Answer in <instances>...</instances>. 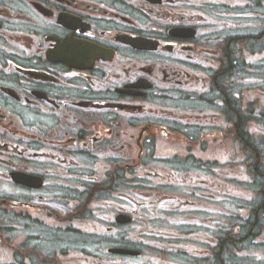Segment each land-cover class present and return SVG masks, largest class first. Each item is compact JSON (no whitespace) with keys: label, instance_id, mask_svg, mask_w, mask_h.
<instances>
[{"label":"flooded vegetation","instance_id":"obj_1","mask_svg":"<svg viewBox=\"0 0 264 264\" xmlns=\"http://www.w3.org/2000/svg\"><path fill=\"white\" fill-rule=\"evenodd\" d=\"M261 54L264 0H0V264L152 257L108 233L159 202L208 229L196 264H264ZM161 144L197 148L198 172L157 165Z\"/></svg>","mask_w":264,"mask_h":264},{"label":"rangeland","instance_id":"obj_2","mask_svg":"<svg viewBox=\"0 0 264 264\" xmlns=\"http://www.w3.org/2000/svg\"><path fill=\"white\" fill-rule=\"evenodd\" d=\"M216 12L220 13V11L218 10L217 6L215 7ZM224 9V8H223ZM225 10V9H224ZM226 11V10H225ZM218 21L221 23V25H227V21L223 18L218 19ZM227 28V26H226ZM252 61H254L255 66L257 67L259 63L264 64V54L255 56V57H251ZM262 61V62H261ZM167 144V143H166ZM168 145V144H167ZM215 145V143H210L208 150H213V146ZM169 146V145H168ZM179 153L181 155L180 158H185V159H181L183 162L182 166H180V168L185 167V169L183 170L184 172H188L191 174H194V172H198L196 169L194 164V160H192L195 156H197V148H188V147H184L183 145L175 150H171L170 147H167L165 144H161L158 149H157V155H156V159L155 160H160L158 162H156L157 165H169L168 163V157L169 156H174L175 154ZM188 157H190L191 160L188 159ZM204 159L207 162H211V158L207 157L206 155H204ZM192 161V162H191ZM220 181V179H219ZM157 183L161 184V186H163V183L161 181H156ZM190 184L187 185L188 188ZM106 210L107 212L111 211L113 209V207H116V200L115 198H113V196H108L106 198ZM111 202H113L112 204H110ZM115 202V204H114ZM121 204V201L118 202V205ZM123 205V204H121ZM124 205L125 202H124ZM187 210V211H185ZM119 211H124V209H121ZM129 212L134 211V209H129ZM113 213H117L116 210ZM120 214V212H118ZM196 216H198L196 214V212L192 211V212H188V208L183 209L182 212H173V211H167L166 210V204L163 202H159L157 203V206L155 207V210H153L152 212V218L150 219L151 223L148 224V226L146 225L147 229L149 230V233L152 234L150 237L148 236V241L147 244H145V247L147 249L148 254L149 253H153V256L150 257L149 255H147L146 258L144 259H138L135 258L134 256H130L125 258V262L129 263V264H139L140 262H146L147 264H154L157 260V257L161 256L163 258H159V262L160 264H196V257L195 254L197 253L196 249H198V246L196 245L197 241H193L195 240L198 236L204 235V233L206 231H208V229L206 228H201L198 232V229L192 225L188 226L187 229H185L187 231V233H183L184 236L187 235V240H173V241H168V239H164V240H160L163 235L164 232H166V230L169 232V230H172V226L174 224H170V222H176V221H170V218H179L181 217V219L183 218H187L189 221H193L196 222ZM115 215L112 214V216H110L108 214V221L110 220H114ZM166 218V220H165ZM141 221H139L140 223ZM108 223V222H107ZM139 223L138 222H134L132 223V225H121L119 224V226L117 228H114L113 230H109L110 233H108V236L111 237H118L120 239H122V241L127 242L129 240H133L136 237L140 238L139 240H143V236L140 235V231L143 232V229H139ZM109 224H111L109 222ZM170 226V227H169ZM107 227H103V228H98V227H91L90 232H92L93 236L91 239L92 240H98L101 233H105ZM169 228V229H166ZM175 230L177 233L180 231V229H173ZM172 230V231H173ZM194 231V233H192ZM196 231V232H195ZM126 238L127 240L123 239ZM96 238V239H95ZM180 245L186 247L187 252L192 253L189 254L188 253V260L186 261L185 259H180L178 256L179 255H175V254H179L180 252ZM91 248V250H90ZM95 245L92 243L91 245L89 244V250L91 252H95ZM99 252H104L103 247H99L98 249ZM255 250H253L251 252V254L255 257L253 258L251 261L245 259V257L241 256L240 258L238 257L237 262L238 264H244L245 262L247 263H252V264H258V256L255 255ZM111 258V257H109Z\"/></svg>","mask_w":264,"mask_h":264}]
</instances>
